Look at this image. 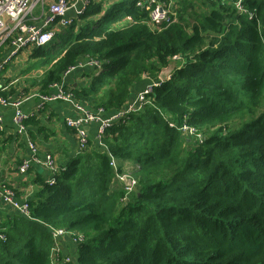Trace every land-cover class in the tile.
Masks as SVG:
<instances>
[{"label":"trees","instance_id":"trees-1","mask_svg":"<svg viewBox=\"0 0 264 264\" xmlns=\"http://www.w3.org/2000/svg\"><path fill=\"white\" fill-rule=\"evenodd\" d=\"M137 1L91 0L31 49L43 94L80 59L99 62L67 87L89 110L115 112L135 84H159L104 129L106 149L89 139L53 183L39 180L28 216L0 232V264H50L51 228L83 237L65 264H264V0H173L175 21L154 29ZM184 120L201 140L168 125ZM111 158L136 180L126 200Z\"/></svg>","mask_w":264,"mask_h":264},{"label":"built area","instance_id":"built-area-1","mask_svg":"<svg viewBox=\"0 0 264 264\" xmlns=\"http://www.w3.org/2000/svg\"><path fill=\"white\" fill-rule=\"evenodd\" d=\"M91 0H0V105L3 107H10L14 109V123L19 131L24 130L23 121L27 119V115L23 114L20 110L22 102L29 100L33 97H38L42 102H51L56 100H62L70 104L79 112V116L76 119H67V126L75 130L77 136V148L76 151L82 150L87 146L89 135L87 127L96 123L98 125L97 132L95 134V140L101 146L106 149V146L100 142V136L104 129L111 125L113 122L119 120L129 112L140 110L145 104L149 102L147 94L152 91L154 85L159 84L158 80L149 82L146 86L136 91L132 100H129L127 104L115 112H106L102 108L97 110H89L85 105L73 98L72 93L63 89V85L60 83H52L50 88H56L54 93H38L31 92L28 95L9 94L2 96V92L8 91L14 84L19 82V76L12 75L7 76L5 69L9 66L11 59L18 54L23 48L30 46H42L51 42L57 32L61 28L66 27L72 20L68 15V11L73 9L76 15L82 12ZM93 1V0H92ZM138 6H143L148 9V21L147 24L150 28H158L162 22L169 24L175 21L176 12L172 8L173 0H138L136 3ZM39 6L36 14L35 9ZM238 10L242 9L240 1L237 0L235 4ZM75 15V16H76ZM126 20H130L127 17ZM173 61H176L178 57H172ZM89 66L96 69L98 72L99 62L93 58H85L76 63L75 66L68 68L64 75L72 71L76 67ZM4 74L2 75V73ZM152 79H150L151 81ZM1 122V117H0ZM170 127H176L183 135L195 138L197 140L202 139V134L192 125H189L185 120L178 126L169 121ZM29 148L33 153H36L37 147L32 142H29ZM55 159L50 154H46L41 160L35 155L30 160H24L19 169L25 171L29 168L30 163H42L49 168L53 174L52 178L47 180L49 183H53L55 180L54 175L60 171V168L56 166ZM110 166L113 168L115 181L122 184L125 191V200L128 194L134 190L136 180L133 176L125 171L119 173L117 171V163L111 158ZM3 200L10 203L13 207L19 209L20 213L24 216H28V203L23 202L17 205L15 202V194L12 189L5 188ZM52 246L50 248V264H65L71 260V256L62 255L59 239L62 236L68 234L74 244L83 239L81 234L74 235L63 228H51ZM0 238H3L0 234ZM76 245V244H75Z\"/></svg>","mask_w":264,"mask_h":264},{"label":"crops","instance_id":"crops-1","mask_svg":"<svg viewBox=\"0 0 264 264\" xmlns=\"http://www.w3.org/2000/svg\"><path fill=\"white\" fill-rule=\"evenodd\" d=\"M68 15L71 18L77 16L73 9L68 11ZM33 47L30 46L24 49L26 56L21 58L23 62L28 60L27 54H29V51ZM24 68L21 69V66L14 62L5 69V74L12 76L14 73L18 74L20 70L25 71ZM43 68L45 69V67ZM43 70L37 75L33 74L34 71L21 73L27 75L32 74L31 76H27L29 80V77L35 79L41 75ZM96 73V69L89 66L76 67L69 73L63 75L61 84L63 85V89L67 90L68 86L81 84ZM147 82H141L142 84L140 83V86L137 85L134 89V95L136 91L144 88ZM21 83L22 81L18 88H16L17 94L28 95L31 92L39 93L38 85L30 89L28 87L30 83L25 85ZM55 91L56 88H50L48 93H54ZM20 110L28 118L33 117L32 122L24 125L23 131H19L13 121L14 109L0 105V129L4 134L0 137V232L6 230L15 216L22 215L19 209L3 200L4 189L9 188L14 191L15 202L19 205L36 197L39 180L47 181L53 176L51 170L42 163L31 162L29 168L25 171H20L19 167L21 163L24 160H30L33 155L42 160L46 154H50L54 157L56 166L61 169L74 153L77 152V136L75 130L67 126L66 121L67 119L78 118L79 112L70 104L62 100L42 102L38 97H33L22 102ZM97 127L98 125L96 123H92L87 127L89 138L94 142H96L95 134ZM29 142L36 145V153L30 150ZM96 145H99L98 142H96ZM59 244L62 255L69 254L70 256V254L74 253L75 244L68 234L59 239Z\"/></svg>","mask_w":264,"mask_h":264},{"label":"rangeland","instance_id":"rangeland-1","mask_svg":"<svg viewBox=\"0 0 264 264\" xmlns=\"http://www.w3.org/2000/svg\"><path fill=\"white\" fill-rule=\"evenodd\" d=\"M93 1H96V0H93ZM98 1V0H97ZM39 9V6L35 9V11H34V14H36V12H37V10ZM201 9H203V6L201 7ZM198 10V9H197ZM24 49H26V48H23L22 50H20L19 52H18V54L16 55V56H14L12 59H11V62L9 63V66H10V64H12V63H14V62H16V63H18L20 66H21V69L22 68H24V67H26V68H24V72H36V73H34L33 72V74L34 75H37V74H39L40 73V71L41 70H43L42 69V67H36V65H39V63L37 62V61H34L33 59H32V57H29L28 55L29 54H27V56H28V60L26 61V62H23L22 61V59L21 58H23L24 56H26V51L24 50ZM31 51V50H30ZM30 51H29V53H30ZM26 59V58H25ZM8 67V66H7ZM6 67V68H7ZM39 70H38V69ZM36 70V71H35ZM5 72V71H4ZM4 72L2 73V75L4 74ZM21 72H23V71H21L20 70V72H18V76H19V82L17 83V84H14L13 85V87H15V90H17L16 88H18V86H19V84H20V82L22 81V83L21 84H29L30 83V85L28 86L30 89L32 88V87H36V85H34L33 83H32V79H33V77H29L30 79L28 80L27 79V76H31L32 74H30V75H27V74H22ZM13 75H17V73H14ZM24 76H26V77H24ZM145 81V79H143V81H142V83ZM150 82H154V79H152ZM31 83H32V85H31ZM138 85V84H137ZM136 84H135V87L137 86ZM193 142H191V144H192ZM129 170H131V168L132 167H134L133 166V164H131V163H126V165H125ZM69 255V254H68Z\"/></svg>","mask_w":264,"mask_h":264},{"label":"water","instance_id":"water-1","mask_svg":"<svg viewBox=\"0 0 264 264\" xmlns=\"http://www.w3.org/2000/svg\"><path fill=\"white\" fill-rule=\"evenodd\" d=\"M176 64V61H171V63L168 65L167 68H164L160 74H159V79L160 80H165L169 77V75L171 74L172 70L174 69V66Z\"/></svg>","mask_w":264,"mask_h":264},{"label":"bare ground","instance_id":"bare-ground-1","mask_svg":"<svg viewBox=\"0 0 264 264\" xmlns=\"http://www.w3.org/2000/svg\"><path fill=\"white\" fill-rule=\"evenodd\" d=\"M87 58H89V57H87ZM83 59H85V58H83ZM83 59H80V60H83ZM80 60H79V61H80ZM176 129H177V128H176ZM177 130H178V129H177Z\"/></svg>","mask_w":264,"mask_h":264}]
</instances>
